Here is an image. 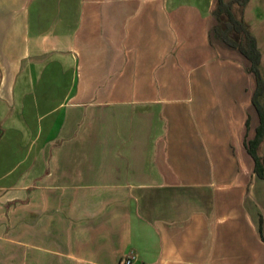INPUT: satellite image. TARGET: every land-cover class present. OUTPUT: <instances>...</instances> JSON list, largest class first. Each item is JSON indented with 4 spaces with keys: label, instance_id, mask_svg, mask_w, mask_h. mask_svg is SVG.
<instances>
[{
    "label": "crops",
    "instance_id": "1",
    "mask_svg": "<svg viewBox=\"0 0 264 264\" xmlns=\"http://www.w3.org/2000/svg\"><path fill=\"white\" fill-rule=\"evenodd\" d=\"M212 5L0 0V264H264L254 78Z\"/></svg>",
    "mask_w": 264,
    "mask_h": 264
},
{
    "label": "trees",
    "instance_id": "2",
    "mask_svg": "<svg viewBox=\"0 0 264 264\" xmlns=\"http://www.w3.org/2000/svg\"><path fill=\"white\" fill-rule=\"evenodd\" d=\"M249 1L230 0L226 2L225 0H213L211 15L216 21L213 28L216 39L247 60V72L254 78L255 87L251 105L256 112L258 124L254 129L253 137L245 140L244 145L247 154L253 161V173L264 179V162L258 153L264 139V106L260 102V97L264 94V80L260 72L261 53L256 39L250 33L242 18V11ZM235 7L239 8L238 12L234 10ZM249 122L248 117L246 120L247 129H249ZM261 222L260 218V225Z\"/></svg>",
    "mask_w": 264,
    "mask_h": 264
},
{
    "label": "rangeland",
    "instance_id": "3",
    "mask_svg": "<svg viewBox=\"0 0 264 264\" xmlns=\"http://www.w3.org/2000/svg\"><path fill=\"white\" fill-rule=\"evenodd\" d=\"M234 10L238 12L239 8L235 7ZM243 15H244L243 16L244 20L247 21L246 25H249V27H251L250 25L253 26L254 24H255V26H259V28H260V26L264 27V0H250L247 4L246 8L244 9ZM260 30H261V28H260ZM247 65H248V63H247ZM261 71H262V78L264 80V59H263V66L261 68ZM253 86H254V81L252 83V87ZM260 102L264 106V94L260 97ZM252 108L253 107H251L249 105V110H251ZM253 113H254V111H253ZM95 114L98 115L96 112H95ZM254 116H256V115L254 114ZM238 123H239V118H236V121H235L236 128H237ZM91 125H92V123H91ZM241 134H240V136H241ZM252 135H253V131L251 130V132L249 133V136L252 137ZM87 141L88 142L89 141L90 142L98 141V134H95L93 132L88 133ZM259 154L262 156V159L264 162V143L262 144L261 148L259 149ZM248 161L249 162H248L247 166H248V168H251V162H250L249 158H248Z\"/></svg>",
    "mask_w": 264,
    "mask_h": 264
},
{
    "label": "built area",
    "instance_id": "4",
    "mask_svg": "<svg viewBox=\"0 0 264 264\" xmlns=\"http://www.w3.org/2000/svg\"><path fill=\"white\" fill-rule=\"evenodd\" d=\"M132 259L133 258L130 255H128L122 260V264H131Z\"/></svg>",
    "mask_w": 264,
    "mask_h": 264
}]
</instances>
